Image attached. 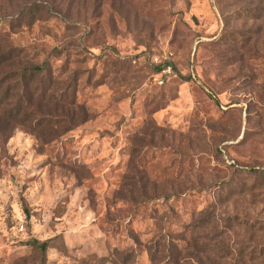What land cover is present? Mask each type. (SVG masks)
I'll use <instances>...</instances> for the list:
<instances>
[{
  "label": "rangeland",
  "instance_id": "1",
  "mask_svg": "<svg viewBox=\"0 0 264 264\" xmlns=\"http://www.w3.org/2000/svg\"><path fill=\"white\" fill-rule=\"evenodd\" d=\"M9 51L0 264H264V0H0Z\"/></svg>",
  "mask_w": 264,
  "mask_h": 264
},
{
  "label": "trees",
  "instance_id": "2",
  "mask_svg": "<svg viewBox=\"0 0 264 264\" xmlns=\"http://www.w3.org/2000/svg\"><path fill=\"white\" fill-rule=\"evenodd\" d=\"M16 58L15 56V52L14 51H9L5 54L0 55V69H3L6 65H8L9 63H11L14 59ZM30 72V73H29ZM43 72V67L40 66H32L31 68H29L27 71H25V75H27V73L30 75V79L31 81H34V78H36V76L40 75V73ZM4 82H6V79L0 80V91L1 88L4 85ZM29 83H27L26 88H28ZM11 94L9 91H7L2 98H0V108L4 105H7V103H9V101L11 100ZM2 112L1 116L7 117L8 119H13V117L15 116L13 114L12 110H7V111H0V114ZM5 128V126L3 127ZM3 131V130H2ZM48 247V242H44L41 245V248L43 249V251H46Z\"/></svg>",
  "mask_w": 264,
  "mask_h": 264
}]
</instances>
